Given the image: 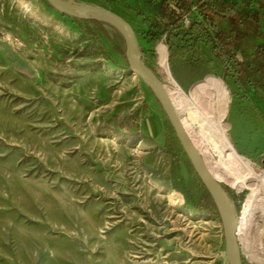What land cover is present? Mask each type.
<instances>
[{"label": "rangeland", "instance_id": "obj_1", "mask_svg": "<svg viewBox=\"0 0 264 264\" xmlns=\"http://www.w3.org/2000/svg\"><path fill=\"white\" fill-rule=\"evenodd\" d=\"M72 1L126 20L165 86L161 43L185 92L222 80L230 141L264 173V101L225 77L210 47L196 63L171 57L164 38L146 40V0ZM180 147L115 28L46 0H0V264H229L222 224L190 209L202 181ZM221 158L227 171L216 178L235 192L241 221L252 188L236 181L255 177ZM261 204L253 215L261 226L239 237L242 264L264 260Z\"/></svg>", "mask_w": 264, "mask_h": 264}, {"label": "trees", "instance_id": "obj_2", "mask_svg": "<svg viewBox=\"0 0 264 264\" xmlns=\"http://www.w3.org/2000/svg\"><path fill=\"white\" fill-rule=\"evenodd\" d=\"M146 3L150 14L148 31L143 34L146 40L164 38L171 57L196 63L203 58L204 47H210L214 58L224 67L225 77L233 79L251 99L264 101V0H146ZM189 14L191 23L185 27L184 18ZM90 22L101 25L98 21ZM169 151L177 157L175 150ZM201 185L199 199L192 204L191 211L213 217L222 224L211 195ZM223 188L236 202L235 192L225 185Z\"/></svg>", "mask_w": 264, "mask_h": 264}, {"label": "bare ground", "instance_id": "obj_3", "mask_svg": "<svg viewBox=\"0 0 264 264\" xmlns=\"http://www.w3.org/2000/svg\"><path fill=\"white\" fill-rule=\"evenodd\" d=\"M158 51L161 71L169 81V87L165 86L168 95L194 144L198 149L200 148L199 151L210 171L215 177L218 172L226 173L227 170L224 167L226 164L221 158L222 154H226L235 166L238 164L255 177L249 179L244 177L236 181L252 188L239 225L240 235L246 236L253 225L257 228L261 226L259 222L254 221L253 215L260 201L262 204L259 207L264 209V173L251 161L240 156L230 141L228 135L230 125L226 122L230 105L228 90L222 80L213 77L194 85L188 93L185 92L172 77L166 46L161 43ZM250 260L255 264H264V260L257 255H253Z\"/></svg>", "mask_w": 264, "mask_h": 264}, {"label": "water", "instance_id": "obj_4", "mask_svg": "<svg viewBox=\"0 0 264 264\" xmlns=\"http://www.w3.org/2000/svg\"><path fill=\"white\" fill-rule=\"evenodd\" d=\"M59 13L77 19L98 21L115 28L126 45V59L130 71L137 74L155 94L177 137L190 159L202 183L211 195L220 215L224 230L229 264H242L240 251V219L236 202L223 188V184L208 168L204 157L191 139L174 106L164 83H162L144 64L136 34L130 24L118 14L100 7L66 0H46Z\"/></svg>", "mask_w": 264, "mask_h": 264}, {"label": "built area", "instance_id": "obj_5", "mask_svg": "<svg viewBox=\"0 0 264 264\" xmlns=\"http://www.w3.org/2000/svg\"><path fill=\"white\" fill-rule=\"evenodd\" d=\"M190 19L188 17L184 18V26L188 27L190 25Z\"/></svg>", "mask_w": 264, "mask_h": 264}]
</instances>
